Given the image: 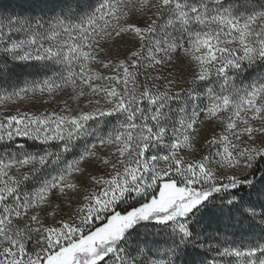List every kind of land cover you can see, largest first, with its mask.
<instances>
[{
    "label": "snow or ice",
    "instance_id": "obj_1",
    "mask_svg": "<svg viewBox=\"0 0 264 264\" xmlns=\"http://www.w3.org/2000/svg\"><path fill=\"white\" fill-rule=\"evenodd\" d=\"M25 68L77 106L0 115V264H264V0L0 5Z\"/></svg>",
    "mask_w": 264,
    "mask_h": 264
},
{
    "label": "rangeland",
    "instance_id": "obj_2",
    "mask_svg": "<svg viewBox=\"0 0 264 264\" xmlns=\"http://www.w3.org/2000/svg\"><path fill=\"white\" fill-rule=\"evenodd\" d=\"M133 22H139L143 23L142 20H134ZM129 45L127 42H123L119 45H116L111 52V55L116 56H123L125 52L127 51V47ZM98 71H103L105 74H109L107 70L101 69L98 66ZM174 75L179 77L177 79V91L180 90L181 87H186V84L184 82V78L187 77L189 69L186 66L178 65L176 69L173 70ZM247 75V73L245 74ZM255 75V73H253ZM4 91H0V95H3ZM71 89H65L62 93H56L53 98H49L47 96L44 97H35L31 100H17L15 103L8 102L7 104H0V115H11L15 114L17 111L19 112H32V113H42L45 111H54L59 110L61 107H63V102L65 100L68 101L69 105L75 108L76 102L72 101L71 98ZM47 101V102H45ZM91 170V169H90ZM82 183H86L85 181H82ZM65 211L67 209L65 208Z\"/></svg>",
    "mask_w": 264,
    "mask_h": 264
},
{
    "label": "trees",
    "instance_id": "obj_3",
    "mask_svg": "<svg viewBox=\"0 0 264 264\" xmlns=\"http://www.w3.org/2000/svg\"><path fill=\"white\" fill-rule=\"evenodd\" d=\"M31 0H0V5L4 7H11L19 11L21 8L29 7ZM33 69H17L16 72L8 78L0 79V91L8 90L11 91V88L22 84V81L25 79H32ZM39 78V77H36ZM31 143V141H29ZM211 258V254L209 255V259Z\"/></svg>",
    "mask_w": 264,
    "mask_h": 264
}]
</instances>
